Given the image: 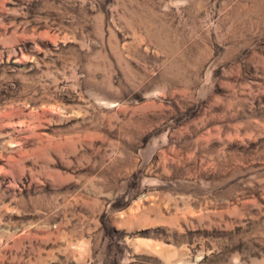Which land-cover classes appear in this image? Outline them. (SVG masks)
I'll return each mask as SVG.
<instances>
[{"label": "rangeland", "instance_id": "374dc122", "mask_svg": "<svg viewBox=\"0 0 264 264\" xmlns=\"http://www.w3.org/2000/svg\"><path fill=\"white\" fill-rule=\"evenodd\" d=\"M0 264H264V0H0Z\"/></svg>", "mask_w": 264, "mask_h": 264}]
</instances>
